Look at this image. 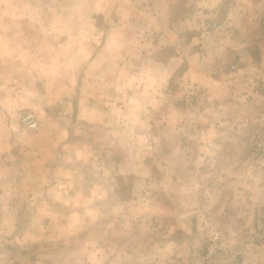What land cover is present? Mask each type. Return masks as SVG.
Wrapping results in <instances>:
<instances>
[{"label":"crops","instance_id":"1","mask_svg":"<svg viewBox=\"0 0 264 264\" xmlns=\"http://www.w3.org/2000/svg\"><path fill=\"white\" fill-rule=\"evenodd\" d=\"M105 10V32L71 19L59 47L31 46L11 26L0 32V156L12 161L0 166V236L49 231L18 225L9 235L3 226L18 214L1 191L27 184L39 192L29 202L52 207L30 218L56 217L59 207L72 214L66 231L76 242L89 236L70 264H207L191 259L210 229L235 253L252 252L251 263L233 264H264V177L250 159L253 132L264 129V0H110ZM114 38L118 51L106 47ZM15 80L28 83L22 97ZM17 109L34 111L40 129L13 128ZM125 118L135 122L130 134L117 129ZM130 218L141 220L131 244L122 224ZM146 225L150 242L140 237ZM24 258L17 264L39 263Z\"/></svg>","mask_w":264,"mask_h":264},{"label":"rangeland","instance_id":"2","mask_svg":"<svg viewBox=\"0 0 264 264\" xmlns=\"http://www.w3.org/2000/svg\"><path fill=\"white\" fill-rule=\"evenodd\" d=\"M110 2V0H0V32L2 31H9L8 28L12 29V32L15 34H22L27 33L32 37L31 41H28L26 43L33 45H37L41 42L48 45L50 48H53L54 45L57 47L58 44L55 43V36L59 35L61 32L68 31V22L71 21V19H77L79 20L80 24L84 22L85 26L87 24H91L93 26V22L97 23V30L104 31L107 28V26L110 24V17L113 12L106 13V7L107 4ZM110 14V15H109ZM113 16L117 17L118 12H114ZM67 20V21H64ZM82 22V23H81ZM12 24V25H11ZM45 28H47V34ZM97 32V33H100ZM105 34V33H104ZM19 37V36H17ZM46 37L48 40H46ZM104 37V36H103ZM38 38V39H37ZM36 39V40H35ZM39 40V41H37ZM46 40V41H45ZM23 44V41H17ZM5 43V42H1ZM104 41H96V45L100 46L103 45ZM123 42L119 41V39L114 38L112 42L108 43L106 45L107 49H110L111 51H118L119 48H121V44ZM143 43V42H142ZM161 46L164 44L166 45L167 42H159ZM180 45H183L184 43L181 41L179 42ZM187 43V42H186ZM107 44V43H106ZM127 48L129 50H135L137 48L136 41H128L126 42ZM123 45V44H122ZM147 46V45H146ZM133 59H136L134 57ZM85 59L80 58V62H84ZM115 63H111V67H114ZM23 83V82H22ZM15 88L14 93L19 95V97H22L24 93L28 89V83L24 82V86H21L15 80L14 82ZM64 102L66 105L67 100ZM68 107V106H67ZM71 107V106H70ZM69 107V108H70ZM2 108V107H0ZM59 109L55 107V111H58ZM71 113V108L68 109ZM25 111V109H17L16 113L13 116V121L11 118H9V121H12L11 125L13 128L19 131H24V133H34L37 132L40 129L41 121L39 117L35 114L34 111H31L39 120L40 125L39 128L36 131H28L22 124H21V114ZM66 114H69V112L64 110ZM61 112V111H60ZM59 112V113H60ZM132 119V118H131ZM130 118H125V121L122 123L117 124L119 128L122 129V131H126L127 134H130L135 122L132 120L128 122ZM67 126V124H65ZM6 127H11L10 123ZM11 129V128H10ZM21 129V130H20ZM13 130V129H12ZM129 139H122L121 141L126 142ZM145 141L144 139H142ZM140 143L137 142V144L140 147H143ZM2 156V155H1ZM0 156V166L2 168H6L7 166L12 164L11 157L10 156ZM150 157V155H149ZM16 173L20 174V177L18 178V182L23 183L24 177L26 176L25 173L21 170L16 171ZM20 180V181H19ZM30 179H27V182H29ZM34 181V179H31ZM26 186H23V184L18 185L17 187L13 188H4L1 192L4 194L3 196L7 197V201L9 200V203L6 202L5 210L17 213L18 215L13 218H9L7 223L4 222L5 225L4 228H6L8 234L10 235L9 231H13L16 226H28L31 229L38 228V227H44V229H49V231L45 232L43 235H36L33 234L30 237H27V235H11V236H0V261L3 258H9L12 260V264H17V262H23L25 261V255H26V261L27 262H72L75 259V254L78 252V254L88 252L89 244V236H85L86 239L84 241L76 242L75 233H71L69 231H66V228L70 227L69 217L71 218L72 214H68L67 212H63L62 208H57L56 212L58 211L56 217H48V218H40V217H29L30 214H34L36 212L38 215L39 213L42 214L41 216H44L47 214L50 215L49 211L52 207H49L42 203L39 200L34 201H28L29 197L35 196L39 194L38 189H34L30 185L25 184ZM35 191V192H34ZM17 194V201L16 202H10V198ZM6 201V198H5ZM28 201V202H27ZM13 204V205H12ZM13 206V207H11ZM81 209H84V207H81ZM77 211V210H76ZM27 212V214H26ZM80 214V213H78ZM99 217L102 215V213H98ZM262 215V216H261ZM52 216V214L50 215ZM79 216V215H78ZM75 216L73 221L77 224H80L83 228H86L84 225V219L85 214H80L81 217ZM261 216V220H259V217ZM78 217L79 219H77ZM97 219V223H92L96 227L100 228L102 231L105 227V220L103 218ZM38 218V219H36ZM6 221V219L4 218ZM260 221L261 224H258L260 227V230L264 231V213H260L258 216V222ZM3 222V221H2ZM2 222H0L2 226ZM107 223V222H106ZM113 225H119L120 221L119 219L112 220ZM123 228H124V236L128 235L129 244L130 241H134L136 239V236H132L131 233L134 232L135 228L141 224V220L137 218H130L128 221L122 222ZM156 225H162V222L156 221ZM107 226V224H106ZM258 227V228H259ZM46 229V230H47ZM208 235L204 236V240L201 241L200 247L193 252V259H191V262H206L207 264H222V262H225L223 264H233V262H236L238 260V257L242 259V261H247V263H251L252 260V252L249 250H246L244 252L235 253L232 249V245L230 242V237L226 238L220 229H210ZM148 225H146L142 232H141V239L146 240L149 238L147 242H150L152 239V235L149 234ZM219 233L222 242L224 243L223 249L219 252L218 256L215 258H208L207 257V246L208 242L214 234ZM42 236L43 239H37ZM36 237V238H35ZM133 237V238H130ZM154 237L155 236L154 234ZM115 238H120L119 235L115 236ZM264 238V236L262 237ZM27 239V240H26ZM228 239V241H227ZM43 240H45L48 245H43ZM25 242V243H24ZM22 244V245H21ZM99 244V243H98ZM44 246L40 249L41 246ZM84 250V251H83ZM98 254L102 256V250H97ZM104 254V253H103ZM17 257H16V256ZM161 256H164L163 253L160 254ZM260 258L264 262V255H261ZM245 259V260H244ZM167 262V260H166ZM3 262H0V264ZM38 263V264H39ZM243 264V263H240Z\"/></svg>","mask_w":264,"mask_h":264},{"label":"built area","instance_id":"3","mask_svg":"<svg viewBox=\"0 0 264 264\" xmlns=\"http://www.w3.org/2000/svg\"><path fill=\"white\" fill-rule=\"evenodd\" d=\"M21 124L28 131H36L39 128L40 122L31 111H25L21 114ZM250 159L256 172L264 177V129H256L253 132L250 145ZM223 246L224 243L219 233L211 236L207 246V257H217Z\"/></svg>","mask_w":264,"mask_h":264}]
</instances>
